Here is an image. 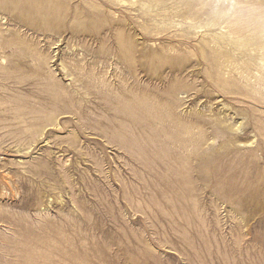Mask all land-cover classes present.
<instances>
[{
	"label": "rangeland",
	"instance_id": "obj_1",
	"mask_svg": "<svg viewBox=\"0 0 264 264\" xmlns=\"http://www.w3.org/2000/svg\"><path fill=\"white\" fill-rule=\"evenodd\" d=\"M197 1L0 0V264H264V57Z\"/></svg>",
	"mask_w": 264,
	"mask_h": 264
},
{
	"label": "bare ground",
	"instance_id": "obj_2",
	"mask_svg": "<svg viewBox=\"0 0 264 264\" xmlns=\"http://www.w3.org/2000/svg\"><path fill=\"white\" fill-rule=\"evenodd\" d=\"M205 1H197L194 8H208ZM240 24L246 34L247 57H264V0H230V28Z\"/></svg>",
	"mask_w": 264,
	"mask_h": 264
}]
</instances>
